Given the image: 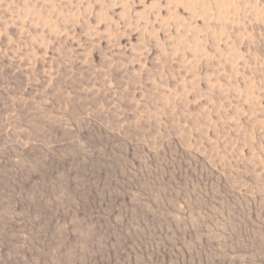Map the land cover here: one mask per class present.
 I'll use <instances>...</instances> for the list:
<instances>
[{
  "label": "rangeland",
  "instance_id": "374dc122",
  "mask_svg": "<svg viewBox=\"0 0 264 264\" xmlns=\"http://www.w3.org/2000/svg\"><path fill=\"white\" fill-rule=\"evenodd\" d=\"M0 264H264V0H0Z\"/></svg>",
  "mask_w": 264,
  "mask_h": 264
}]
</instances>
